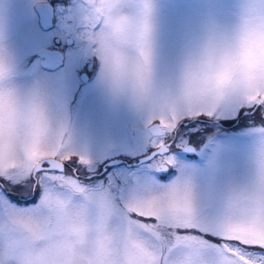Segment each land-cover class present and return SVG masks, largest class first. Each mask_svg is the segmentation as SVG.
Wrapping results in <instances>:
<instances>
[{
  "label": "rangeland",
  "instance_id": "374dc122",
  "mask_svg": "<svg viewBox=\"0 0 264 264\" xmlns=\"http://www.w3.org/2000/svg\"><path fill=\"white\" fill-rule=\"evenodd\" d=\"M36 1L0 0V46L5 49L8 73L5 83L21 96L34 90L43 93L50 117L65 127L64 139L74 156L62 173H49L47 179L43 174L40 176L39 184L44 187L36 205H16L0 188V211L5 205L17 210L38 206L45 188L53 184L51 175L77 179L92 191L107 190L118 209L181 180L190 186L199 227L180 234L202 239L210 253H218L224 244L220 239L221 226L229 200L234 193L249 188L259 170L264 153V106L229 100L211 115L182 116L175 128L180 141L174 152L162 159L174 158L175 164L168 167L173 174L162 178L161 160L133 167L131 157L148 155L159 142L150 136L149 141L146 136L152 126L148 113L134 106L126 93L101 84L102 61L94 42L96 29L88 22L87 0L56 1L55 26L47 30L40 26ZM150 3L152 80L155 90L163 92L178 84L187 62L212 38L236 29L247 0H150ZM142 4L143 0H133L129 12L134 18H139ZM57 38L61 40V52L65 53L64 66L51 72L41 66L43 59L39 54L43 48L53 49L59 43ZM129 54L137 55L135 49ZM199 118L203 122L192 120ZM226 121L228 127L221 124ZM222 128L236 130L221 131ZM189 143L199 147V152H186L191 146L184 147ZM81 157L89 163H79ZM121 159L127 163L105 165L106 169H102L108 161ZM100 172L103 176L97 177ZM0 181L16 192L18 188L27 191V196L34 190L35 180L22 171L0 176ZM233 247L253 264L264 261V249L235 244Z\"/></svg>",
  "mask_w": 264,
  "mask_h": 264
},
{
  "label": "clouds",
  "instance_id": "9594fccd",
  "mask_svg": "<svg viewBox=\"0 0 264 264\" xmlns=\"http://www.w3.org/2000/svg\"><path fill=\"white\" fill-rule=\"evenodd\" d=\"M87 4L102 61L101 84L126 93L150 120L264 96V0H247L236 29L212 38L187 62L178 84L163 92L155 90L152 73L137 87L128 78H119L112 63L114 53L131 50L121 43L117 26L124 17L135 25L138 18L129 12L133 0H87ZM5 66V49L0 46V69ZM7 75L0 71V100L11 94L18 118L9 134L0 115V171L24 172L42 159L34 161L33 152L69 151L65 127L50 117L41 91L21 96L6 85ZM37 110L44 117V131L39 134L32 123ZM167 192L157 189L118 209L107 190L65 186L43 195L31 210L5 207L0 211V264H236L227 249L205 250L194 258L191 242H177L165 234L167 229L147 230L132 222L129 208L174 214L177 207ZM223 223L236 235L248 228H264V153L254 183L230 198Z\"/></svg>",
  "mask_w": 264,
  "mask_h": 264
},
{
  "label": "snow or ice",
  "instance_id": "6c2138e0",
  "mask_svg": "<svg viewBox=\"0 0 264 264\" xmlns=\"http://www.w3.org/2000/svg\"><path fill=\"white\" fill-rule=\"evenodd\" d=\"M151 11L150 0H143L142 11L139 18L135 21V25L133 19L124 17L117 26L121 43L130 49H135L137 55L132 56L126 52L118 51L112 56V63L119 78H128L137 87H142L151 74L152 48L149 40ZM0 71L7 72V67L5 66ZM247 103L264 106V96H251L248 98ZM214 111V108L199 107L189 110L183 115L174 114L170 119L160 118L159 120H150V124L155 127L161 136H165L175 130L182 116L211 115ZM0 115H2L7 131L11 134L18 118L15 101L11 94L5 99L0 100ZM32 123L36 134L43 132V113L38 110L34 112L32 115ZM157 147L159 148L161 156L168 154L169 146L164 140H160ZM73 156L74 153L70 151L63 152L60 148L51 154L33 152L32 159L34 161L38 157L42 159L39 163H35L34 166H30L24 171L25 176L38 181L42 174L47 179V174L49 173H62L64 165L71 161ZM79 163L86 165L89 161L81 157L79 158ZM174 164V158L161 160V170H166L167 167L173 166ZM11 174L13 173L0 171V176H9ZM50 179L53 184L45 188L44 195L52 191H62L65 186L79 191H84L86 188L77 179L62 174L51 175ZM37 186L44 187L41 184ZM161 188L168 189L167 196L175 203L177 211L174 214L162 216L152 212H143L138 208H129V211L134 213L132 222L139 223L142 228L147 230L167 229L168 231L165 234L174 238L177 242H191L195 246L193 249L194 258H198L202 251H208V244L202 239H195L191 236L180 234L182 231H190L199 227L190 186L181 180H177L172 185ZM5 207L7 206L5 205ZM146 221H152V223H146ZM242 231L243 234L236 235L234 234V230L226 227L223 223L220 239L224 241V244L218 251L227 249L233 253L236 264H241V262L242 264H253L249 258L245 257L233 245L264 249V228L257 229L252 227ZM258 264H264V261H260Z\"/></svg>",
  "mask_w": 264,
  "mask_h": 264
},
{
  "label": "flooded vegetation",
  "instance_id": "af4514ba",
  "mask_svg": "<svg viewBox=\"0 0 264 264\" xmlns=\"http://www.w3.org/2000/svg\"><path fill=\"white\" fill-rule=\"evenodd\" d=\"M56 1H58V3H65L67 0H38V1H36V3L35 4H37V3H39V2H48V3H51L53 6H54V23H55V21H56V19H55V17H56V8H55V4H57L56 3ZM68 1H70V0H68ZM38 14V13H37ZM39 16V15H38ZM53 26H55V25H53ZM51 29V28H50ZM56 41L57 42H59V43H56L55 44V46H54V48L52 49V48H48L49 50H51V51H57V52H59L61 55H62V59H60L59 60V66H57V68L56 69H53V70H48V71H51V72H57V71H59L60 70V68L62 67V66H64L63 65V63H64V58H65V53H62L61 52V50H60V47H62V45H60V43H61V40L59 39V38H57L56 39ZM42 59V58H41ZM43 61V60H42ZM100 64V63H99ZM57 65V64H56ZM41 66H42V63H41ZM43 67V66H42ZM47 70V69H46ZM85 81H87V80H85ZM211 121H213V120H210L209 122H211ZM153 126H151V127H149L148 128V130H147V135L146 136H148V140L150 141V139H149V136L150 137H152V139L155 141V142H159L160 140H164L165 141V143L166 144H170V143H172V145H171V147H170V151L168 152V154L167 155H170V154H172L173 152H174V150H175V148H176V144L180 141V136H179V132H178V130H175L173 133H171V134H167V135H165V136H161L159 133H153ZM223 129H226V131H233V130H236V129H233V128H222V130L221 131H223ZM157 145H158V143L155 145V146H152L151 147V149L149 150V153H148V155L149 154H151L153 151H156V150H158L159 148L157 147ZM188 146H194L192 143H189V145H187V146H185L184 148H186V147H188ZM195 147V149H196V152H199V147H196V146H194ZM179 150V149H178ZM195 152V153H196ZM148 155H142V156H140V157H131L132 159V161H133V167H144V166H146V165H150V164H152V163H155V162H157V161H160V160H162V159H164V157H166V156H161V155H157V156H155L152 160H150V161H148V162H146V163H144V164H142V165H140L139 166V162H140V159L141 158H143V157H146V156H148ZM187 157H190L189 156V154H187ZM122 160V162L124 163V161H125V163H127L126 162V160H124L123 161V159H121ZM108 162H110V161H108ZM107 162V163H108ZM106 163V164H107ZM124 163V164H125ZM67 164L68 163H66L65 165H64V167H65V169H66V167H68L67 166ZM106 164H104L103 165V167H102V169L103 170H105L106 169ZM138 165V166H137ZM170 175V172L168 171V173H166V174H163V176H162V178H164V179H166L168 176ZM97 177H102L103 175H101V172L99 173V174H97L96 175ZM102 179V178H101ZM39 184V181H36L35 180V183H34V190H33V192H32V194L31 195H29V196H27V193H25V192H27V191H25V192H22V191H20V188H18L19 189V191H15V189L11 186V187H7V185L6 184H4L2 181H0V188H1V190H2V192H3V194L8 198V200H10L12 203H14V204H16V205H20V206H24V207H29V206H32V205H36L37 204V201H38V195H39V193L41 192V190H42V188L43 187H39V186H37Z\"/></svg>",
  "mask_w": 264,
  "mask_h": 264
},
{
  "label": "water",
  "instance_id": "95a60500",
  "mask_svg": "<svg viewBox=\"0 0 264 264\" xmlns=\"http://www.w3.org/2000/svg\"><path fill=\"white\" fill-rule=\"evenodd\" d=\"M37 11L40 15V23L43 29L47 30L53 25V15H54V8L51 4H44L40 3L37 5ZM40 56L44 59L42 62V66L45 69L53 70L56 69L57 66H59L58 61L60 60L61 54L56 51H50L49 49H42L40 51ZM57 64V65H56ZM153 133H158L155 127L153 128ZM169 146L172 145V143L167 144ZM168 150V152H169ZM186 152L193 154L195 151L194 147H188L185 149ZM160 155L159 149L152 152L149 156H146L140 160V163H144L147 161L152 160L155 156ZM122 161H112L107 164V166H114L119 164ZM164 172L168 171V167L166 170H163Z\"/></svg>",
  "mask_w": 264,
  "mask_h": 264
},
{
  "label": "bare ground",
  "instance_id": "6f19581e",
  "mask_svg": "<svg viewBox=\"0 0 264 264\" xmlns=\"http://www.w3.org/2000/svg\"><path fill=\"white\" fill-rule=\"evenodd\" d=\"M221 124H222L224 127H228V126H229L227 121H226V122H221ZM233 129H235V128H233ZM223 131H226V129H223Z\"/></svg>",
  "mask_w": 264,
  "mask_h": 264
}]
</instances>
